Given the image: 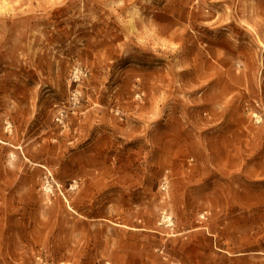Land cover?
Masks as SVG:
<instances>
[{
    "label": "rangeland",
    "instance_id": "obj_1",
    "mask_svg": "<svg viewBox=\"0 0 264 264\" xmlns=\"http://www.w3.org/2000/svg\"><path fill=\"white\" fill-rule=\"evenodd\" d=\"M0 264H264V0H0Z\"/></svg>",
    "mask_w": 264,
    "mask_h": 264
}]
</instances>
